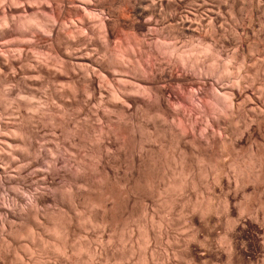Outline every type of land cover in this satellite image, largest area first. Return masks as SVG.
I'll use <instances>...</instances> for the list:
<instances>
[{"label": "clouds", "instance_id": "9594fccd", "mask_svg": "<svg viewBox=\"0 0 264 264\" xmlns=\"http://www.w3.org/2000/svg\"><path fill=\"white\" fill-rule=\"evenodd\" d=\"M0 264H264V0H0Z\"/></svg>", "mask_w": 264, "mask_h": 264}]
</instances>
